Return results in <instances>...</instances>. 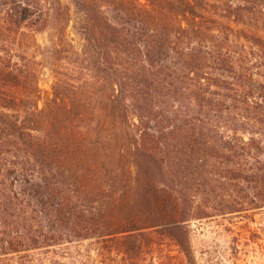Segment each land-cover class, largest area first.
I'll return each instance as SVG.
<instances>
[{
    "label": "trees",
    "instance_id": "16d2710c",
    "mask_svg": "<svg viewBox=\"0 0 264 264\" xmlns=\"http://www.w3.org/2000/svg\"><path fill=\"white\" fill-rule=\"evenodd\" d=\"M63 1L0 0V264L80 241L140 264L159 239L188 264L191 222L264 209V0Z\"/></svg>",
    "mask_w": 264,
    "mask_h": 264
},
{
    "label": "rangeland",
    "instance_id": "374dc122",
    "mask_svg": "<svg viewBox=\"0 0 264 264\" xmlns=\"http://www.w3.org/2000/svg\"><path fill=\"white\" fill-rule=\"evenodd\" d=\"M70 19L69 23L62 25L64 37L73 49L79 51L82 41L72 29V14ZM56 34L57 29L51 23L43 32L32 34L36 45L30 46L29 54L36 62L37 87L42 100L51 92L58 72L62 69L56 67L60 63L55 61L53 50ZM42 105L43 101L39 103V107ZM188 241L191 255L188 264H264V209L247 214L193 221L188 226ZM100 247L95 241L60 245L42 256H36L40 261L35 264H131L114 253L101 255L100 251L98 252ZM154 250V253L140 264H157L160 262L158 257L162 255L173 264H181L185 259L172 243L164 239L158 240Z\"/></svg>",
    "mask_w": 264,
    "mask_h": 264
}]
</instances>
